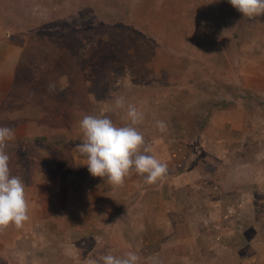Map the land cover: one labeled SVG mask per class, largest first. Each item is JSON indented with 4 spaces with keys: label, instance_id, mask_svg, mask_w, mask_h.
I'll use <instances>...</instances> for the list:
<instances>
[{
    "label": "rangeland",
    "instance_id": "374dc122",
    "mask_svg": "<svg viewBox=\"0 0 264 264\" xmlns=\"http://www.w3.org/2000/svg\"><path fill=\"white\" fill-rule=\"evenodd\" d=\"M0 90L29 208L0 231V264L128 251L139 264H264V15L227 0H0ZM129 103L141 153L167 173L149 185L132 170L116 187L82 166L79 122L125 126Z\"/></svg>",
    "mask_w": 264,
    "mask_h": 264
},
{
    "label": "clouds",
    "instance_id": "9594fccd",
    "mask_svg": "<svg viewBox=\"0 0 264 264\" xmlns=\"http://www.w3.org/2000/svg\"><path fill=\"white\" fill-rule=\"evenodd\" d=\"M244 17L252 18L264 15V0H227ZM198 50V49H197ZM207 55V54H206ZM55 89L54 84L49 90ZM117 109H125V101H114ZM126 118L129 123L117 126L106 116L85 115L79 122L83 134L82 143L76 148L86 158L84 165L93 177H99L113 186H122L125 178L134 170L151 185L162 179L167 173V166L153 155L142 154L143 135L137 125L143 121V113L134 104H127ZM156 127L164 132L166 124L157 121ZM14 139V129L0 127V231L15 226L22 228L29 219L25 182L10 170V157L5 151L7 142ZM147 151V150H145ZM103 264H139L140 257L135 251H128L123 256L111 253L104 255ZM88 264H97L90 259Z\"/></svg>",
    "mask_w": 264,
    "mask_h": 264
},
{
    "label": "crops",
    "instance_id": "0c3cea01",
    "mask_svg": "<svg viewBox=\"0 0 264 264\" xmlns=\"http://www.w3.org/2000/svg\"><path fill=\"white\" fill-rule=\"evenodd\" d=\"M3 83H6V85H7V83H11V78L10 77H7V79ZM6 88H8V87H6ZM1 91L2 90H0V92Z\"/></svg>",
    "mask_w": 264,
    "mask_h": 264
}]
</instances>
